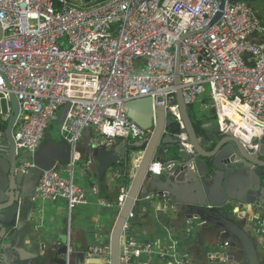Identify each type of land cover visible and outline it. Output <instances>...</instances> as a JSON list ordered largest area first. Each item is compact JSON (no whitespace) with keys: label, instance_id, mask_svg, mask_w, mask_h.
<instances>
[{"label":"built area","instance_id":"2783aa9c","mask_svg":"<svg viewBox=\"0 0 264 264\" xmlns=\"http://www.w3.org/2000/svg\"><path fill=\"white\" fill-rule=\"evenodd\" d=\"M222 4L223 0H0V137L13 115L11 92L20 105L14 141L18 150L31 155L70 105L60 133L71 146V159L42 172L35 198L64 199L69 211L88 203L85 188L76 180L83 132L91 128L101 135L100 144L113 145L118 139L143 140L153 131L129 117L130 101L150 98L154 108L164 107L180 128L176 137L194 153L175 77L176 43L188 33L194 34L180 48L185 103L189 107L209 95L220 132L232 131L254 152L264 147V23L246 1L224 0L221 10ZM219 11L222 15L206 29ZM34 166L29 158L21 168ZM163 171L155 162L148 169L150 175ZM128 190L123 187L118 196L120 209ZM177 245L141 244L125 231L120 261L135 264V258L147 253L168 264H194L179 256ZM109 252L110 244L88 249L89 255ZM102 264L110 260L102 258Z\"/></svg>","mask_w":264,"mask_h":264},{"label":"water","instance_id":"95a60500","mask_svg":"<svg viewBox=\"0 0 264 264\" xmlns=\"http://www.w3.org/2000/svg\"><path fill=\"white\" fill-rule=\"evenodd\" d=\"M85 1L89 3L91 0ZM223 7L224 0L221 10ZM221 15L219 11L206 29ZM193 34L182 36L176 43L175 77L179 109L194 153H189L173 133L175 121L167 115L164 107L154 108L150 98L128 102L129 117L141 127L153 128V131L150 136L134 143L123 139L117 144L105 145L100 144L97 137L89 148V160L96 163L98 179L105 183L114 166L126 157L131 160L137 148L145 145L110 237V252L89 256L86 253L81 264H102V258H108L110 264H121L125 227L145 183L169 197L176 211L182 212L187 221L203 230L205 246L220 249L218 259L235 264L263 263L259 250L264 252V231L261 230L264 224V147L254 152L232 131L219 132L213 139L212 150H207L201 143L183 98L180 76L181 43ZM2 36L0 22V41ZM10 99L13 115L0 137V264H68V243L56 242L64 240L61 235L52 244L54 251L40 248L35 256H27L19 247L18 232L26 225L29 216L30 219L41 217L40 204L34 199L40 176L44 170L68 163L71 146L61 137L56 141L46 140L33 155L25 153L24 149L18 150L13 130L20 105L13 92ZM69 107L67 104L61 110L57 125ZM29 158L35 166L23 170L21 167ZM155 160L162 164L164 174H149L148 169Z\"/></svg>","mask_w":264,"mask_h":264},{"label":"crops","instance_id":"0c3cea01","mask_svg":"<svg viewBox=\"0 0 264 264\" xmlns=\"http://www.w3.org/2000/svg\"><path fill=\"white\" fill-rule=\"evenodd\" d=\"M210 103L209 95L205 94L193 105L201 127L206 129V135L199 138L207 150L213 149L215 145L213 139L220 132L213 113L207 112ZM97 137L101 138V135L89 128L83 132L79 143L82 155L76 167V180L85 188L88 203L69 211L64 199L42 200L34 196L40 204L42 215L33 219L29 216L26 225L18 232L19 247L24 255L35 256L40 248L54 251L52 244L57 240V236L61 235L64 240L56 242L68 243L70 264H81V258H85L90 247L110 244V237L120 213V207L117 205L118 196L123 187L129 189L143 151L137 150L131 157L129 166L125 168L120 166L124 160L122 159L109 171L105 183H101L98 179L97 165L91 162L88 156V150ZM48 139L56 141L59 138L53 137L50 131H47L43 143ZM122 140L118 139L115 144ZM154 162L160 163L158 160ZM118 173L121 175L116 176ZM173 205L169 197L153 190L149 183H145L134 205V216L129 221L126 234L141 244L157 242L167 245L177 241L179 256L190 259L194 264H235L233 261L218 259L220 249L211 245L205 246L203 230L187 221L183 213L176 211ZM259 254L264 264L263 250L260 249ZM211 255L214 257L211 258ZM135 264L168 263L157 254L144 253L135 258Z\"/></svg>","mask_w":264,"mask_h":264},{"label":"trees","instance_id":"16d2710c","mask_svg":"<svg viewBox=\"0 0 264 264\" xmlns=\"http://www.w3.org/2000/svg\"><path fill=\"white\" fill-rule=\"evenodd\" d=\"M243 1H246L251 6L255 16L264 23V0H243ZM189 112L191 114V118L193 119L197 135L198 136H205L206 135V129L201 127V125L198 121V118L196 117L197 115L194 111L193 105L189 106ZM179 130H180V128L178 125L173 126V133L176 134L179 132ZM144 148H145V145L142 147H138L137 150L143 151ZM86 157H87V155H86ZM129 163H130V158L126 157V158H124V160L122 161L120 166L122 168H125L126 166H129Z\"/></svg>","mask_w":264,"mask_h":264},{"label":"rangeland","instance_id":"374dc122","mask_svg":"<svg viewBox=\"0 0 264 264\" xmlns=\"http://www.w3.org/2000/svg\"><path fill=\"white\" fill-rule=\"evenodd\" d=\"M207 89H208V92H209V87L208 86H207ZM207 112H208V114L213 113V118L215 119V121L218 124V121H217V118H216V115H215L214 105H213L212 102L210 103V107H209V110H207ZM63 120L61 121V123L63 122ZM48 131H50V135H52L53 137H58V138L62 137V135L60 133V125H57L56 122L51 123L50 128H49Z\"/></svg>","mask_w":264,"mask_h":264},{"label":"bare ground","instance_id":"6f19581e","mask_svg":"<svg viewBox=\"0 0 264 264\" xmlns=\"http://www.w3.org/2000/svg\"><path fill=\"white\" fill-rule=\"evenodd\" d=\"M30 169V168H29ZM70 252V251H69Z\"/></svg>","mask_w":264,"mask_h":264}]
</instances>
